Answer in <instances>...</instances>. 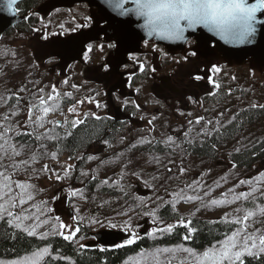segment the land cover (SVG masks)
I'll list each match as a JSON object with an SVG mask.
<instances>
[{
  "label": "rangeland",
  "instance_id": "1",
  "mask_svg": "<svg viewBox=\"0 0 264 264\" xmlns=\"http://www.w3.org/2000/svg\"><path fill=\"white\" fill-rule=\"evenodd\" d=\"M27 17L34 19L30 22L31 27H15L0 36V98H4L0 104V114L8 112L11 117L10 109L15 106V98L20 97L19 112L11 120L24 123L27 120V103L36 102L39 89L47 94L55 85L61 94L63 115L59 112L50 113L47 120L63 122L66 118L84 119L85 114L87 119L98 116L110 121L117 117V129L96 148L74 155L72 159L70 151L63 145L64 138L68 137L67 128L56 129L60 139L44 143L49 153L58 154L57 158L46 156L32 163L27 171L21 169L12 176L14 181L32 185L29 191L34 199L25 204L24 208H31L32 213L43 220L46 217L37 213L35 207L41 206V212L46 213L47 218L59 216L60 222L71 227L78 226L80 231L70 241L75 248L99 247L96 236L104 232L119 235L115 245L120 244L129 235L123 227L124 222L130 221L132 229L138 233L137 242L145 239L149 243L145 253L150 254L157 249H175L183 244H154L155 240L163 241L171 235H149L155 226L151 216L143 214L149 209L156 211L157 216L162 217L166 223H175V220L168 219L170 215L188 220L223 223L222 218L227 215L231 219L236 214V208L242 204L248 206L247 201L216 205L210 201L231 200V193L224 196L229 189H234L236 194L250 191L249 185H236L241 180H253L264 173V115L262 118H251L248 126L238 133L222 131L244 108L264 106V68H257L251 61L233 65L217 54L208 58L189 56L185 60L190 51L199 50L193 41L176 54L156 49L152 43H148L142 45L136 63L129 60L123 67L125 85L108 96L107 90L117 80L110 73L113 48H109L108 44L112 42L99 40L93 50L87 53V60L86 50L76 61L66 59L67 53L61 42L66 36H74L79 30L98 23L99 18L93 10L85 5L65 7L54 0H42ZM78 24H87V27H77ZM101 43L104 44L103 51L98 47ZM141 63L145 65L143 72L139 70ZM213 66L219 67L221 71L212 73L210 70ZM197 75L203 78L196 80L194 77ZM210 79L218 82L220 88H214L209 83ZM217 91L223 96L220 102L213 100ZM65 93H71V96ZM72 106L80 113L79 117L68 113V108ZM197 117L204 118L200 124L189 123ZM32 127L20 128V132L32 131ZM49 127L51 125L36 131L38 134L43 133ZM190 128L191 133L186 135ZM204 128H207L208 135L199 134ZM213 135V150L200 149L187 153L186 148L193 146L194 149V146L203 145L205 139ZM169 136L174 143L168 142ZM14 139L16 142L34 145L32 138L25 135L15 136ZM255 146L258 154L253 155L250 165L243 164L244 155L238 159V164L235 163L233 156ZM3 163L10 165L11 162L5 159ZM45 164L59 173V179L53 171H41ZM68 165L73 167L68 177H65L64 169ZM180 167L186 170L183 175L180 174ZM105 180L108 183H104ZM194 181H199L200 187L195 191L186 188L187 194H199L207 206L199 201H182L177 203L173 211L167 203L172 199L170 193ZM256 187L260 191L253 194L255 204L264 206V180ZM205 191L209 195L205 196ZM136 197L141 198L144 204L137 206L139 201ZM197 208L199 211H196ZM162 209L164 211L160 215ZM21 210L20 207L14 209L17 213ZM125 212L127 215L122 214ZM2 219L7 220L6 213ZM94 219L103 221L105 225L111 222L118 227H101L92 223ZM33 222L29 220L25 223ZM235 227L237 225H231V230ZM252 229L264 230V216L257 215L249 221V230ZM47 230V225L38 229L39 232ZM52 236L62 238L49 235ZM139 253L141 251L131 255L122 264H151L150 257H140ZM51 254L45 257L44 262L49 260L50 263L72 264L60 250ZM185 255L177 253L172 264H179ZM19 258L3 262L9 264Z\"/></svg>",
  "mask_w": 264,
  "mask_h": 264
},
{
  "label": "snow or ice",
  "instance_id": "2",
  "mask_svg": "<svg viewBox=\"0 0 264 264\" xmlns=\"http://www.w3.org/2000/svg\"><path fill=\"white\" fill-rule=\"evenodd\" d=\"M17 0H3V6L9 11H15L14 5ZM110 8L121 17H134L137 21H141L138 24L147 39L144 40L145 44H148L149 40L156 38L159 40H167L170 42H186V33L195 32L198 28H202L209 33L213 34L217 39L232 44H243L250 41L255 35L258 22V13H264V0H107ZM77 27H87V24L77 25ZM99 50L103 51L104 44L101 43ZM109 48H117L116 43H109ZM93 50V46L89 44L87 46V52L85 53V59H88L87 53ZM197 52L195 50L190 51L185 60L189 56L195 57ZM128 60L136 63L138 57L133 53L129 54ZM105 70L107 67L105 66ZM139 70L143 72L145 65L139 64ZM155 71V69H151ZM212 73H219L221 69L217 66H213L210 70ZM196 80H201L203 77L197 75L194 77ZM131 79V77H129ZM67 83V81H64ZM214 88L219 89L220 84L215 80H209ZM73 87H76L73 85ZM24 91V89H21ZM64 95L71 96V93H65ZM4 98H0V104L3 103ZM12 99V97H9ZM20 97L15 98V106L10 109L11 117H14L19 112ZM91 102V98H89ZM83 103V101H79ZM256 107V105H253ZM99 107V104H97ZM264 107V106H261ZM59 112L63 115L61 109V94L55 85L51 87L49 93L44 94L43 89H39L36 93V102L29 101L27 103V120L24 123L13 122L8 112L0 114V218L7 214L6 222L10 227H14L29 237H37L39 239H47L49 235H59L65 241H72L76 238V233L80 231L78 226L71 227L60 222L59 216H53L47 218L46 213L41 212V206H35L36 212L40 215H44L46 218L40 220L39 215L32 213L31 208H24L25 204H28L30 200L34 199V196L29 191L32 187L27 182H21L19 180H13L12 176L16 171L23 169L27 171L31 167L32 163L37 162L46 156L56 159L58 154L56 152L49 153L47 150V144L44 141L59 140V134L56 129L65 128L71 126L75 128L85 123L87 114L84 119H71L67 118L61 122L60 120H47V116L50 113ZM68 113L74 117H79L75 109V106L68 108ZM96 119L100 117L96 116ZM155 119V117L153 118ZM203 117H197L196 120L189 121L190 124H200ZM151 123V121H149ZM208 123H211L210 121ZM34 125V127H32ZM46 125H51L47 131L43 133H37L36 129H44ZM32 127V131L20 132V128ZM192 129H188L185 133H191ZM200 135H208L207 128L202 129ZM25 135L31 137L34 141V145L30 143H20L15 141V136ZM71 135V133H68ZM144 141H142L143 143ZM169 143H174L172 137H168ZM191 142V141H189ZM107 143V142H106ZM151 143V141H147ZM135 147V145H133ZM25 156L26 158L17 160L16 158ZM7 159L10 161V165L4 164L3 161ZM92 159V157H88ZM72 165H68L64 169V176L68 177ZM41 171H53V173L59 179V173H55L54 169H49L45 164ZM171 172V169H168ZM180 174L183 175L186 171L183 167L179 169ZM85 175V173H81ZM264 180V173H260L253 180H241L236 187L240 185H249L250 191H241L238 194L234 189H229L228 193L224 196L227 197L229 193L232 194L231 200H224L218 202L217 200H211L210 203L216 205L217 203H236L237 201H247L248 206L241 205L236 208L235 215L231 219L226 215L222 218V222L229 225H237L233 230L224 234V237L218 240L215 244L210 245L206 249L196 250L184 245H178L175 249L164 248L157 249L153 253L141 252L138 255L140 257H150L151 264H172V260L176 258L177 253L186 254L179 264H243L242 257L244 256H258L264 253V230L252 229L249 230V221L253 220L257 215L264 216V206L255 204L254 193L260 191L256 185ZM104 183H108L107 180ZM15 185V188L13 187ZM200 187L199 181H194L192 184H188L185 188H181L177 192L170 193L172 199L167 203L170 204L173 211L176 209L178 202H195L207 206L203 197L199 194L188 195L187 189H193L195 191ZM15 189H19L17 192ZM75 194V193H73ZM207 196L209 193L204 192ZM139 201V205H143L144 201L136 197ZM17 207L22 210L20 213L14 211ZM48 211H51L50 209ZM199 211V208L196 209ZM127 215V212L122 213ZM144 215L151 216L153 224L155 225L150 236H156L157 234L171 235L178 227H182L186 230L184 240H191L193 235L197 231L192 226V221L182 218L174 217L175 223H166L162 217L157 216V212L149 209ZM34 220L35 222L26 225V221ZM92 223L99 224L101 227L116 228L117 224L109 222L107 225L99 219L92 220ZM48 226V230L39 232L38 229ZM123 227L128 231L129 235L122 243L115 245L116 248H123L125 246L134 245L139 236L132 229L130 221H125ZM83 247V245H82ZM102 251L104 249H101ZM165 254H171L165 256ZM51 251L48 247L39 248L32 251L30 254L20 257L15 261L9 262V264H44L45 257L51 256ZM164 259H161V257ZM55 258V257H53ZM0 264H4L0 261ZM128 264V262H126Z\"/></svg>",
  "mask_w": 264,
  "mask_h": 264
},
{
  "label": "trees",
  "instance_id": "3",
  "mask_svg": "<svg viewBox=\"0 0 264 264\" xmlns=\"http://www.w3.org/2000/svg\"><path fill=\"white\" fill-rule=\"evenodd\" d=\"M35 6V0H22L17 6V13L22 15ZM31 18L26 21V26L30 27ZM21 27V26H20ZM252 112V113H251ZM264 115V107L244 108L238 115L234 116L233 121L224 128L225 133H237L245 129L251 121V118H262ZM68 133L67 138H64L63 145L70 151V157L79 155L82 152L96 148L101 142L110 138L116 131V125L113 122H107L102 119H86L85 123L72 128L66 127ZM214 136L206 139L203 145L189 146L186 148L187 153L192 150L199 151L200 149L213 150L215 145L213 143ZM63 139V138H62ZM261 145V144H260ZM258 148L252 147L250 150L244 151L242 154L233 156L235 163L238 164V159L244 155L245 159L242 161L245 165H250L253 155ZM261 151V146L259 152ZM251 161V162H250ZM163 209L160 215L163 214ZM175 215L168 216V219L175 220ZM192 226L197 229L191 240H184L186 230L178 227L174 230L170 237L163 239V241L155 240L154 244L174 245L177 243L187 245L196 250H203L218 240L224 237L225 233L230 232L231 225L223 223H208L206 221L191 220ZM50 247V251L54 253L60 250L65 257L72 264H122L127 258L136 252H146L149 248V243L145 239H140L139 242L131 246L123 248H75L72 247L70 241H65L63 238L56 236L47 239H38L29 237L25 233L10 227L6 220H0V261H7L13 258L22 257L30 254L32 251L43 247ZM101 249H104L103 251ZM243 264H264V255L247 256L242 258ZM44 264H65L64 262L50 263L46 260Z\"/></svg>",
  "mask_w": 264,
  "mask_h": 264
},
{
  "label": "water",
  "instance_id": "4",
  "mask_svg": "<svg viewBox=\"0 0 264 264\" xmlns=\"http://www.w3.org/2000/svg\"><path fill=\"white\" fill-rule=\"evenodd\" d=\"M21 0H17L16 5ZM56 3L64 6H73L76 4H86L89 8H94L97 15L102 19L104 25L99 27L92 25L89 29L81 31L77 36H68L62 40L65 44V51L71 52L67 56L68 61H76L83 52V47L89 43L95 42L99 37L107 38L117 44L114 48L113 59L111 62V73L115 74L120 67L127 62V55L140 52L139 45L147 39L144 31L138 27L141 21L134 17L118 16L108 5L107 0H54ZM254 2V0H250ZM23 17L16 15L15 11H9L3 6V0H0V35L6 30L12 28L20 22ZM257 31L250 41L243 44L225 43L217 39L208 31L198 28L195 32L186 33V42L193 39L198 51V56L209 57L217 52L224 60L234 64H242L247 60L259 67L264 68V13H258ZM156 45L164 47L168 52L174 53L182 51L186 42H170L152 38ZM123 73L119 75L120 83L117 88L124 85L122 80ZM117 120V118H116ZM97 242L103 247L115 245L119 241V235L115 233H100L96 236Z\"/></svg>",
  "mask_w": 264,
  "mask_h": 264
},
{
  "label": "flooded vegetation",
  "instance_id": "5",
  "mask_svg": "<svg viewBox=\"0 0 264 264\" xmlns=\"http://www.w3.org/2000/svg\"><path fill=\"white\" fill-rule=\"evenodd\" d=\"M40 1H41V0H35V6L38 5V4L40 3ZM41 2H42V1H41ZM31 20H34V19L31 18ZM99 23H100V25L102 24V22H99ZM102 25H103V24H102ZM23 26H26V24H23ZM84 29H86V28H84ZM81 30H82V29H81ZM81 30H79V31H81ZM100 40H101V39H100ZM103 40H105V39L102 38V41H103ZM188 43H191V41H189ZM91 45L94 46V44H91ZM87 46H88V45H87ZM87 46L83 47V49H84V50H83V53L85 52V49L87 48ZM197 56H198V55H197ZM198 57H199V56H198ZM199 58H201V57H199ZM121 72H124V71H121ZM146 72H147V70H146ZM116 74H117V73H115L114 75H116ZM115 84H116V85H115ZM115 84H114V85L116 86V89H115V90H118V89H117L118 81H116ZM111 87H112V86H111ZM111 87H110V88H111ZM118 88H119V87H118ZM108 90H109V89H108ZM108 90H107V91H108ZM115 90H114V91H115ZM216 93L218 94V92H216ZM214 95H215V94H214ZM108 96H110V93L108 94ZM115 115H117V113H116ZM102 120L107 121V122L109 121V120L104 119V118H103ZM116 126H117V123H116Z\"/></svg>",
  "mask_w": 264,
  "mask_h": 264
}]
</instances>
